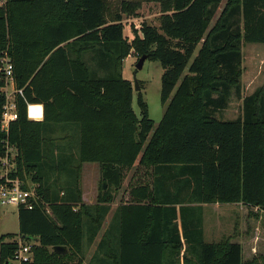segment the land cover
Segmentation results:
<instances>
[{
    "label": "trees",
    "instance_id": "16d2710c",
    "mask_svg": "<svg viewBox=\"0 0 264 264\" xmlns=\"http://www.w3.org/2000/svg\"><path fill=\"white\" fill-rule=\"evenodd\" d=\"M159 1V25L143 22L130 39L124 13L137 4L125 0L116 10L110 0H0V58L8 49L23 90L18 119L8 133L0 126V165L8 137L12 175L39 197L18 208L17 235L35 241L25 264H84V240L95 241L137 161L142 175L121 200L119 238L115 212L87 264H264V255L244 259L230 238L206 241L203 226L204 204L264 211V85L242 94L243 45L264 43V0H226L215 21L223 0ZM86 52H100L104 73L92 72ZM133 53L163 66L156 126L141 92V116L133 107L134 83L122 72ZM234 95L241 114L221 117ZM28 104L37 118L43 104L42 121L27 116ZM49 123L79 124L77 157L49 156ZM85 162L100 165L96 204L82 198ZM15 237L1 236L0 264H12Z\"/></svg>",
    "mask_w": 264,
    "mask_h": 264
},
{
    "label": "rangeland",
    "instance_id": "374dc122",
    "mask_svg": "<svg viewBox=\"0 0 264 264\" xmlns=\"http://www.w3.org/2000/svg\"><path fill=\"white\" fill-rule=\"evenodd\" d=\"M122 0H110L114 10L119 9ZM125 2L137 4L133 11L124 13L126 32L130 39L134 37L133 27L140 30L143 22L159 25V17L162 14L159 0H125ZM226 0H223L213 21L219 15ZM243 74H242V94L252 93L257 87L264 85V43H244L243 45ZM95 55V58H94ZM141 56L130 54L122 65V72L125 78L134 81V75L139 81V90L134 88L133 107L135 112L141 116V107L138 102L139 92L142 93L148 105L150 118L155 122V126L161 120L166 104L161 101L163 66L158 60L146 59L142 68L138 69L136 64ZM84 58L90 69L98 68L103 61L100 52H86ZM96 71V70H95ZM98 73H104L98 68ZM94 74V73H93ZM3 90V88H2ZM242 100L235 95L232 97L230 105L219 114L221 117L230 119L241 114ZM65 126V125H64ZM60 125V127H64ZM58 135H68L66 130H58ZM97 164V163H96ZM135 167L130 169L123 183L122 188L116 193L117 197L114 205L127 197V190L131 179L135 180L140 175L136 173ZM86 176L87 189L91 190L90 174ZM100 175L95 176L94 190L98 191ZM203 222L205 240L209 242H219L230 238L231 241L240 242L243 246V258L249 259L253 256L264 255V211L257 207H250L242 202L230 204L210 203L203 205ZM8 233L16 234L19 238V218L18 208L11 204H0V238ZM6 238L5 241H9ZM31 242V241H29ZM97 242L84 240V264H87L96 250ZM34 259V252L33 257ZM180 264H183L182 262Z\"/></svg>",
    "mask_w": 264,
    "mask_h": 264
},
{
    "label": "built area",
    "instance_id": "2783aa9c",
    "mask_svg": "<svg viewBox=\"0 0 264 264\" xmlns=\"http://www.w3.org/2000/svg\"><path fill=\"white\" fill-rule=\"evenodd\" d=\"M5 1L6 0H1V3H4ZM0 78L5 80V84L3 87L5 102L0 117V126L1 130L8 133L11 123L16 121L19 117L16 96L17 94H23L22 88H17L15 85L14 64L8 52V49L3 51L0 58ZM27 116L33 120H39L42 118V116L40 118L31 116V104L27 105ZM3 144L5 147V153L1 158L0 165V204H11L15 205L17 208L23 206L32 209L35 206V203L38 202L39 198L36 194L35 186H32L29 189H25L22 187L23 181L19 177L12 175L13 168L15 166L17 150L15 146L10 142L8 137L4 138ZM17 240L18 249L16 250L14 258L11 261L12 264H25L32 262L33 245L35 244V241H23L21 237H19Z\"/></svg>",
    "mask_w": 264,
    "mask_h": 264
},
{
    "label": "crops",
    "instance_id": "0c3cea01",
    "mask_svg": "<svg viewBox=\"0 0 264 264\" xmlns=\"http://www.w3.org/2000/svg\"><path fill=\"white\" fill-rule=\"evenodd\" d=\"M134 55V53H133ZM44 119V106H43V116L38 121H42ZM60 125H65L64 127H60ZM66 130L68 131V135L60 136L58 135V130ZM45 136L47 138V146L46 150L47 153H49V156L51 157H77L78 149H79V138H80V126L77 123H49L48 130L45 132ZM97 163V164H96ZM138 161L135 163L134 167H136ZM0 174H1V168H0ZM90 174V182H91V190L87 189V183H86V176L85 175ZM100 173V165L98 162H85L82 166V198L83 201L86 204H96L97 202V195L98 191L94 190V183H95V176H99ZM86 185V186H85ZM120 203L114 205V203L111 204V208L109 212L107 213L105 220L103 222V226L101 230L99 231L96 239L99 241L101 239V236L103 233L109 228L110 223L112 221L113 215L115 212H117L116 215V233L117 238H119V232H120V225H121V211L119 209ZM221 204V203H218ZM205 234V232H204Z\"/></svg>",
    "mask_w": 264,
    "mask_h": 264
},
{
    "label": "water",
    "instance_id": "95a60500",
    "mask_svg": "<svg viewBox=\"0 0 264 264\" xmlns=\"http://www.w3.org/2000/svg\"><path fill=\"white\" fill-rule=\"evenodd\" d=\"M146 59H147V56L146 55H142L139 58L138 63L136 64V66H137L138 69L142 68V66H143V64H144V62H145ZM133 83H134V88H136V90H139V88H140L139 87V81H138V79L136 78L135 75H134V81H133ZM104 187L106 188V182H104ZM54 248L56 250L63 251V252L66 250V246H64V245H56V246H54Z\"/></svg>",
    "mask_w": 264,
    "mask_h": 264
}]
</instances>
